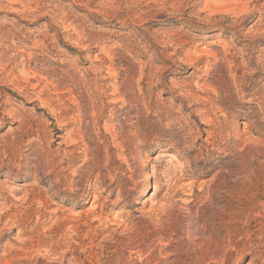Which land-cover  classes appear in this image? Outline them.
Listing matches in <instances>:
<instances>
[{
  "label": "rangeland",
  "instance_id": "rangeland-1",
  "mask_svg": "<svg viewBox=\"0 0 264 264\" xmlns=\"http://www.w3.org/2000/svg\"><path fill=\"white\" fill-rule=\"evenodd\" d=\"M0 264H264V0H0Z\"/></svg>",
  "mask_w": 264,
  "mask_h": 264
},
{
  "label": "bare ground",
  "instance_id": "bare-ground-1",
  "mask_svg": "<svg viewBox=\"0 0 264 264\" xmlns=\"http://www.w3.org/2000/svg\"><path fill=\"white\" fill-rule=\"evenodd\" d=\"M151 178H152L151 172L150 171L146 172V174H145V184H144V188H143V190L141 192V195H143V194H145L147 192V190L149 188V185H150V182H151Z\"/></svg>",
  "mask_w": 264,
  "mask_h": 264
}]
</instances>
